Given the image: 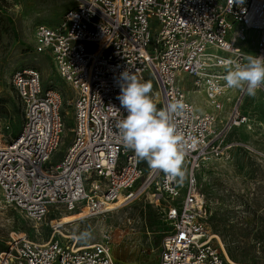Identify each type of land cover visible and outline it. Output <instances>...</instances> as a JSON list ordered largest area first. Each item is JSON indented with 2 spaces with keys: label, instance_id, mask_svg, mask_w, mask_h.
Returning <instances> with one entry per match:
<instances>
[{
  "label": "built area",
  "instance_id": "1",
  "mask_svg": "<svg viewBox=\"0 0 264 264\" xmlns=\"http://www.w3.org/2000/svg\"><path fill=\"white\" fill-rule=\"evenodd\" d=\"M76 1L60 24L34 29L35 52L51 59L69 89L46 85L38 68L12 75L23 122L16 135L0 134L4 203L44 224L65 212L103 214L153 190L170 227L157 264H249L235 262L213 237L198 174L243 145L228 139L234 128L251 130L258 122L242 108L244 91L237 89L233 101L227 96L226 108L232 89L223 76L249 55L264 57V0ZM250 31L257 34L254 54L244 46ZM125 71L151 82L158 109L176 101L186 106L173 117L186 142L185 180L151 169L122 144L118 123L126 113L117 97ZM185 75L190 82L181 80ZM186 85L204 93L211 109L198 111ZM67 127L71 142L53 160ZM55 234L38 242L14 233L0 264H117L109 239L81 245Z\"/></svg>",
  "mask_w": 264,
  "mask_h": 264
},
{
  "label": "rangeland",
  "instance_id": "2",
  "mask_svg": "<svg viewBox=\"0 0 264 264\" xmlns=\"http://www.w3.org/2000/svg\"><path fill=\"white\" fill-rule=\"evenodd\" d=\"M76 5V0H0V134L16 135L23 122L11 82L16 70L38 68L46 85L63 91L69 89L54 70L51 59L35 52L34 29L40 23L60 24L67 11ZM248 35L244 46L254 54L257 34L250 31ZM187 77L182 76L181 80L190 82ZM186 86L190 90L188 98L198 111L211 109L204 93L193 92L191 85ZM236 91L232 89L224 97L226 108L232 105ZM241 100L242 108L258 122L251 130L234 128L228 139L243 145L234 147L223 158L207 162L199 171L198 182L205 197L211 232L221 238L230 257L235 262L264 264V88L258 89L255 96L246 93ZM71 138L67 127L53 160L65 151ZM183 167L185 170V163ZM51 218L54 224L61 225L59 229L52 228ZM72 218L77 219L68 221ZM169 229L164 202L157 200L153 190L103 214L89 216L86 209L65 212L50 215L44 224H36L6 205L0 190V251L14 233H25L31 240L43 242L54 233L59 236L60 231L76 237L81 245L109 239L117 264H157Z\"/></svg>",
  "mask_w": 264,
  "mask_h": 264
},
{
  "label": "clouds",
  "instance_id": "3",
  "mask_svg": "<svg viewBox=\"0 0 264 264\" xmlns=\"http://www.w3.org/2000/svg\"><path fill=\"white\" fill-rule=\"evenodd\" d=\"M121 80L117 99L126 113L118 123L122 144L151 169L163 172L172 180L183 181L186 142L173 117L184 114L186 106L176 101L167 109H158L150 95L151 82H141L129 71L121 74ZM223 80L225 87L255 96L258 89L264 88V57L249 55L243 63H232Z\"/></svg>",
  "mask_w": 264,
  "mask_h": 264
},
{
  "label": "bare ground",
  "instance_id": "4",
  "mask_svg": "<svg viewBox=\"0 0 264 264\" xmlns=\"http://www.w3.org/2000/svg\"><path fill=\"white\" fill-rule=\"evenodd\" d=\"M147 204V203H146ZM119 205H120V203L119 204H115V205H112V206H109L107 209V211L106 212H109L110 210H112V209H114V208H118L119 207ZM86 212H87V209H86ZM105 213V212H104ZM74 219H77V218H72V219H70V220H68V221H71V220H74ZM59 226H61V225H59ZM63 235V234H62ZM63 236H65V237H67V238H71V237H73V236H66V235H63ZM214 238H216L217 239V243H218V245L223 249V251L228 255V252H227V250H226V248H225V245H224V243H223V241L221 240V238L219 237V236H217V235H214L213 236ZM229 256V255H228ZM230 258V257H229ZM231 259V258H230Z\"/></svg>",
  "mask_w": 264,
  "mask_h": 264
},
{
  "label": "crops",
  "instance_id": "5",
  "mask_svg": "<svg viewBox=\"0 0 264 264\" xmlns=\"http://www.w3.org/2000/svg\"><path fill=\"white\" fill-rule=\"evenodd\" d=\"M245 110V109H244ZM246 111V110H245Z\"/></svg>",
  "mask_w": 264,
  "mask_h": 264
}]
</instances>
